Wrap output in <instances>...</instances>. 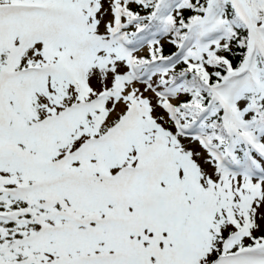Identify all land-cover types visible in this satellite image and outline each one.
Returning a JSON list of instances; mask_svg holds the SVG:
<instances>
[{
    "label": "snow or ice",
    "instance_id": "obj_1",
    "mask_svg": "<svg viewBox=\"0 0 264 264\" xmlns=\"http://www.w3.org/2000/svg\"><path fill=\"white\" fill-rule=\"evenodd\" d=\"M0 264H264V0H0Z\"/></svg>",
    "mask_w": 264,
    "mask_h": 264
}]
</instances>
